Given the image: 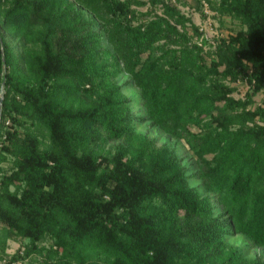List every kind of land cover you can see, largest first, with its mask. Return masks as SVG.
Returning a JSON list of instances; mask_svg holds the SVG:
<instances>
[{"label":"trees","instance_id":"obj_1","mask_svg":"<svg viewBox=\"0 0 264 264\" xmlns=\"http://www.w3.org/2000/svg\"><path fill=\"white\" fill-rule=\"evenodd\" d=\"M148 2L0 0V163L12 162L0 245L28 238L8 262L245 264L240 249L224 253L226 235L264 246V106L250 107L264 86V0H210L241 25L209 58L190 16ZM239 76L243 98L226 82ZM147 120L189 143L194 171L165 146L105 149Z\"/></svg>","mask_w":264,"mask_h":264},{"label":"rangeland","instance_id":"obj_2","mask_svg":"<svg viewBox=\"0 0 264 264\" xmlns=\"http://www.w3.org/2000/svg\"><path fill=\"white\" fill-rule=\"evenodd\" d=\"M171 4L175 5L181 12L191 17V20L198 26L201 31V36L192 35V40H197L200 42L202 36L208 39V42L204 44V54L209 58V51L214 48L220 37H227L231 32H235L237 28L240 27L238 19L231 17L229 14H220L215 8L212 7L210 0H167ZM145 4L137 5L133 4L134 8L145 10L149 8L150 3L145 0ZM217 2V0H216ZM155 11H159L157 7ZM191 30V28H189ZM250 70V69H249ZM128 74L125 72H119L113 77L114 81L122 83ZM235 89L231 94L235 97H245L248 91V84L245 79L241 76L234 80L227 79L226 81ZM122 91L130 98L139 97V90L135 86H129L122 89ZM2 90L0 91V94ZM131 107L134 112H141V107L136 103V101L131 100ZM260 104L264 106V86L263 88L253 96V102L250 107ZM255 121L263 123L262 120L255 117ZM9 120L6 121V123ZM192 130H198L194 125H191ZM135 134L130 140H125L123 138L109 140L104 144L105 149L113 150L118 142H124L129 148H137L143 143L147 144V148H161L167 147L170 150L175 151V153L180 157L183 163L192 165L190 171L195 170V160L189 143L185 141L184 138L174 136L163 131L158 125L153 124L150 120L142 123H137L134 125ZM2 168L0 172H9L12 168V162L10 160H4L0 163ZM190 184L197 186V188L203 192L207 193L204 184L200 179L191 178L189 180ZM13 188V186H11ZM214 210L217 213L220 209L219 203L213 198ZM182 215V211L180 213ZM3 223H0L2 226ZM225 249L224 253H229L240 249L241 260L245 261V264H254L257 261L264 263V246L254 245L246 235L242 233L229 234L225 236ZM28 241V238L22 237L17 234H11L5 239V246L0 245V264H15L14 262H8L11 254L17 249H21L22 246ZM44 244H49L50 239H45ZM88 256L90 259L103 261L108 260L112 256L107 255L105 252L97 248H89ZM217 264H221L220 260H216ZM20 264V262H16Z\"/></svg>","mask_w":264,"mask_h":264}]
</instances>
